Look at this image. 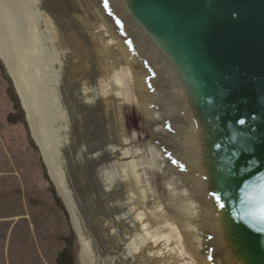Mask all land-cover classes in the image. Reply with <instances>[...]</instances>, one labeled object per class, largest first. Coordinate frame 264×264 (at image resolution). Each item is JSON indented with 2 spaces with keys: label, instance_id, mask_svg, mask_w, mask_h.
Returning a JSON list of instances; mask_svg holds the SVG:
<instances>
[{
  "label": "water",
  "instance_id": "water-1",
  "mask_svg": "<svg viewBox=\"0 0 264 264\" xmlns=\"http://www.w3.org/2000/svg\"><path fill=\"white\" fill-rule=\"evenodd\" d=\"M51 5L63 33L86 40L98 31L114 43L105 53L92 40L97 69L75 70L80 78L93 84L111 61L124 82L121 111L68 101L76 147L89 156L68 186L88 229L101 213L140 206L170 224L196 264H264V0ZM120 141L125 154L97 157V146L108 153ZM119 163L126 171L135 163L134 195L124 180L108 186L122 175Z\"/></svg>",
  "mask_w": 264,
  "mask_h": 264
},
{
  "label": "bare ground",
  "instance_id": "bare-ground-1",
  "mask_svg": "<svg viewBox=\"0 0 264 264\" xmlns=\"http://www.w3.org/2000/svg\"><path fill=\"white\" fill-rule=\"evenodd\" d=\"M49 1L54 5L58 0H0V60L14 83L50 180L69 214L80 243L82 263L196 264L188 255L184 257L172 241L170 224L157 219L158 223H155L144 207H129L117 217L101 213L93 219L94 232L81 219L68 185L69 178L80 179L81 161L89 160V156L86 152L80 155L76 147L68 101L76 109L82 104L105 112L113 103L121 111L125 100L119 98L123 94L124 82L111 61L105 64L107 75L93 79V84L80 78L83 76L78 73L79 68L85 67L87 74L97 69L92 40L99 42L105 53L107 49L112 50L114 43L98 31H92L93 38L86 35V40L74 37L70 30L63 33L57 22L51 19L54 14L46 6ZM74 93L80 99L74 97ZM118 145L119 149L108 150V153L105 147L97 146V157L120 153L122 141ZM113 165L124 169L117 177L119 180L108 186L122 184L124 180L125 192L134 195L131 184L136 179L135 163L128 171L122 163ZM113 165H106L103 169L114 172ZM113 207L124 205L118 202Z\"/></svg>",
  "mask_w": 264,
  "mask_h": 264
},
{
  "label": "rangeland",
  "instance_id": "rangeland-1",
  "mask_svg": "<svg viewBox=\"0 0 264 264\" xmlns=\"http://www.w3.org/2000/svg\"><path fill=\"white\" fill-rule=\"evenodd\" d=\"M6 89L15 96L23 122L13 111ZM70 179L77 186L78 178ZM70 234L75 240L74 264H83L69 214L50 180L14 83L0 60V264H55Z\"/></svg>",
  "mask_w": 264,
  "mask_h": 264
},
{
  "label": "trees",
  "instance_id": "trees-1",
  "mask_svg": "<svg viewBox=\"0 0 264 264\" xmlns=\"http://www.w3.org/2000/svg\"><path fill=\"white\" fill-rule=\"evenodd\" d=\"M9 90L6 89V93H7V96H9L12 109H13L14 112H16L19 115L20 122H23L22 121V113H21L20 107L18 105V102L16 101L15 96L12 95ZM29 144H30L31 147H33L32 143L30 141H29ZM50 193H51V195H53V198H54L55 203H57L59 205V201L54 196V193L52 192V189L51 188H50ZM64 242H65L64 243L65 245H64L62 251H60L56 255V258H55V262L54 263L55 264H74L73 246H74L75 240H74L73 234H70L69 237H68V239L66 241H64Z\"/></svg>",
  "mask_w": 264,
  "mask_h": 264
}]
</instances>
